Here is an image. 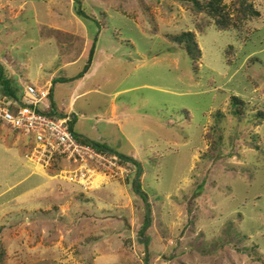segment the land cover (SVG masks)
I'll use <instances>...</instances> for the list:
<instances>
[{
	"label": "rangeland",
	"instance_id": "374dc122",
	"mask_svg": "<svg viewBox=\"0 0 264 264\" xmlns=\"http://www.w3.org/2000/svg\"><path fill=\"white\" fill-rule=\"evenodd\" d=\"M79 1L0 0V64L20 101L53 87L80 140L137 161L140 190L135 165L85 189L33 164L0 121V264H264V0L226 31L183 0Z\"/></svg>",
	"mask_w": 264,
	"mask_h": 264
},
{
	"label": "built area",
	"instance_id": "2783aa9c",
	"mask_svg": "<svg viewBox=\"0 0 264 264\" xmlns=\"http://www.w3.org/2000/svg\"><path fill=\"white\" fill-rule=\"evenodd\" d=\"M51 95L50 87L33 84L26 85L22 101L0 93V121L32 139L28 160L47 168L53 161L66 160L70 165L66 170L69 181L85 189H92L98 171L106 177L128 179L129 164L116 153L80 140L72 130V115L48 114L50 103L46 109L41 108Z\"/></svg>",
	"mask_w": 264,
	"mask_h": 264
},
{
	"label": "trees",
	"instance_id": "16d2710c",
	"mask_svg": "<svg viewBox=\"0 0 264 264\" xmlns=\"http://www.w3.org/2000/svg\"><path fill=\"white\" fill-rule=\"evenodd\" d=\"M76 2L79 5H81V1L76 0ZM183 3L189 6V8L192 9L197 15H199L200 13L206 12L207 14H209L210 16L214 18L217 27L220 30H225V31L229 30L231 27L236 28V29L240 28L244 24L246 17H248L250 14H254L256 16L260 15V12L254 9L253 4L249 3L246 0H240L239 3H237V1L234 2V6L237 9V13L235 16L231 15V13L227 11V5L223 3V0H183ZM78 12L81 13L82 15L84 14V12L81 11L80 9ZM86 17H89V16L86 15ZM173 41L179 44H184V49L190 55H193L196 59H199L202 57V49L199 46L197 36L194 30L193 31L187 30L179 35H175V37H173ZM94 51H95V47H93V49L91 50L89 64L92 61ZM89 64L86 66L84 73L88 70ZM3 68L4 67L0 64V82L2 85V90L0 91V93L4 92L6 96L13 97L19 100L18 97L16 96L15 89L12 84V79L4 75ZM82 76L83 75L81 74L78 77H82ZM234 105H238L236 107V113L241 114L243 112L242 111L243 101L235 98ZM55 110H56L55 103H52L51 108L46 112L50 115H55ZM72 130L74 131L73 124H72ZM84 141L90 142L100 148H103V149L109 150L110 152L118 154L117 152L111 149H108V147H106L105 145L91 142L89 139H85ZM118 155L120 156L122 161L128 163L129 165L130 164L135 165L137 167L136 172L138 173L137 178L140 177L141 167H138L139 165L138 162L135 160H131L127 156H124L121 154H118ZM135 189L139 191L140 184ZM147 221L148 220L146 218L145 225L148 223Z\"/></svg>",
	"mask_w": 264,
	"mask_h": 264
},
{
	"label": "crops",
	"instance_id": "0c3cea01",
	"mask_svg": "<svg viewBox=\"0 0 264 264\" xmlns=\"http://www.w3.org/2000/svg\"><path fill=\"white\" fill-rule=\"evenodd\" d=\"M50 85V84H49ZM84 86V83H79L78 85H77V87H76V90H78V89H80L81 87H83ZM90 90H85L84 92H82V93H78V94H76L75 95V97H79V96H81V95H83V94H86V93H88ZM52 103H54V94H53V87H52V95H51V104ZM55 114L56 115H62V113H60V112H58V110L56 109L55 110ZM116 114H117V109H116V106L115 105H113L112 107H111V110H110V118H114L115 116H116ZM71 115V114H70ZM72 119L73 120H75V119H77V117L76 116H72ZM74 129V128H73ZM91 142H92V140L91 139H89ZM116 152V151H115Z\"/></svg>",
	"mask_w": 264,
	"mask_h": 264
},
{
	"label": "water",
	"instance_id": "95a60500",
	"mask_svg": "<svg viewBox=\"0 0 264 264\" xmlns=\"http://www.w3.org/2000/svg\"><path fill=\"white\" fill-rule=\"evenodd\" d=\"M139 178H137V180H136V187H138L139 186ZM150 213H151V211H150V206H149V204H148V222H150ZM147 238H143V239H140V241L142 242H144V244L147 246ZM147 260H148V252H147V257H146V263H147Z\"/></svg>",
	"mask_w": 264,
	"mask_h": 264
}]
</instances>
